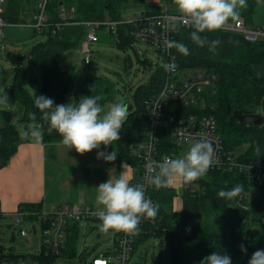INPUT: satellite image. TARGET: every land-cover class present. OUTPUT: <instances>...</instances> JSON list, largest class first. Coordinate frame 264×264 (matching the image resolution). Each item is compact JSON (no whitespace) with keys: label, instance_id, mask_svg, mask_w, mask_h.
Returning <instances> with one entry per match:
<instances>
[{"label":"trees","instance_id":"16d2710c","mask_svg":"<svg viewBox=\"0 0 264 264\" xmlns=\"http://www.w3.org/2000/svg\"><path fill=\"white\" fill-rule=\"evenodd\" d=\"M128 2L141 3L144 6L141 12L145 14L161 12V7L148 5L146 0H49L46 25L39 30L32 28L34 31H41L45 37L31 44L25 54L24 64L19 59L13 68L8 92L10 101L21 107L19 115L14 117V109L0 108V121L3 122L0 126V168L8 163L20 144L31 141V138L22 137L26 128L41 127L44 131L43 143L61 141L55 131H47L48 125L41 120L40 112L35 107V96L43 94L53 98L55 104H61L66 102L67 97L79 100L80 97L90 94L100 95L101 105L114 96L111 80L95 73L82 78L73 93H70L72 68L61 70L57 59L63 51L79 46L84 40L87 27L75 22L103 21L106 18L119 20L123 17L121 9ZM36 3L37 0H3L0 17L8 25L25 23L27 18L23 13L32 8L33 14ZM260 3H264V0H247V7L240 9V15L236 19H242L245 24L251 26V17ZM71 7L74 8L73 17L63 21L59 17L60 10ZM133 30L134 26L129 24L118 25L116 37L109 31L105 34L101 30L99 41H109L110 36L112 44L117 48H133ZM191 31V26L177 27L171 38L189 47L190 54L187 56L171 48L170 53L162 57L155 49L160 64L151 68V61L146 58L145 53L142 59L136 54V60L144 67L152 69V73L146 82L134 88L131 100L125 103L128 119L121 129L120 139L108 146L120 161L131 166L132 183H139L141 175V157L137 152L148 122L147 100L159 90L165 79L166 70L163 64L173 61L179 71L198 69L212 78L210 92L203 95L206 106L200 110V114L216 119L223 148L230 151L236 161L256 166L260 164L264 173V118L261 124L256 126L247 122L239 123L232 116L234 110H240L243 114L264 111V39L250 42L242 38V35L227 34L222 30L203 33L209 40L220 41L215 52H211L207 46L199 47L191 41ZM34 69L39 73V88L32 95L25 83L31 78ZM193 109H185L184 114L199 111ZM30 113L36 114L35 119L31 118ZM18 124L21 125V131ZM158 134V156L166 154L172 157L174 154H180L178 145L168 132L161 131ZM242 146L244 148L240 149ZM194 182L198 183L197 189L194 192L184 190L180 196L168 186L160 189L152 186L148 189L150 199L159 205V213L155 219L145 218L139 224L138 234L132 235V255L140 244L153 238L158 240L160 247L166 246L168 264H200L212 251L223 250L231 256L232 264H248L252 253L264 248V184L251 181L245 170L229 169L227 165L210 168L204 177ZM237 184L242 186V192L237 197L218 196L220 189H231ZM253 189L257 192L251 195L250 191ZM176 197L181 200L180 209L171 206ZM19 210L22 212V219L39 220L42 204L26 203L21 205ZM90 220L98 219L84 221ZM82 221H69L66 224L64 247L57 253L47 250L42 243L38 253L30 254L5 251L0 244V258L15 262L35 260L34 263L37 264H54L61 256L73 257L75 252L72 245ZM39 222L43 237V231L50 227V221L41 219ZM122 234L124 233L115 232L112 248L93 255L112 254L118 237ZM241 245L246 251L241 250ZM79 256L84 258L85 255L81 253ZM145 262L146 258L141 251L138 252L135 263ZM84 264L88 262L85 261Z\"/></svg>","mask_w":264,"mask_h":264},{"label":"clouds","instance_id":"9594fccd","mask_svg":"<svg viewBox=\"0 0 264 264\" xmlns=\"http://www.w3.org/2000/svg\"><path fill=\"white\" fill-rule=\"evenodd\" d=\"M178 11L191 25V41L199 47H208L215 52L219 40H209L203 33L220 30L229 19H236L240 9L247 7V0H175ZM175 31L177 26L171 25ZM166 46L175 48L184 56L190 54L189 47L179 41L167 40ZM166 71L176 68V63H164ZM100 95L82 96L79 100L55 104L54 99L46 95L34 97L35 107L40 112V118L46 122L49 133L55 131L61 138V144L66 150L74 149L83 154L92 150L97 158L112 161L116 158L114 151L99 150L101 145H112L120 139L121 129L128 119V111L123 103H114L104 110ZM0 102H8L3 89H0ZM35 119L36 114L30 113ZM22 137L31 138L35 144L43 143L44 131L41 127L26 128ZM182 144L181 140L177 141ZM215 150L211 141L206 138L191 142L186 150L163 161L150 160L146 164V183L155 189L167 187L174 179L191 183L204 177L214 163ZM131 174L121 173L112 176L95 186V202L98 208L97 216L101 221V230L105 233L123 232L136 235L142 219L155 217L159 213V205L145 194V183H132ZM242 192V186L237 184L231 189H220L221 198H235ZM80 203H83L81 199ZM241 250L246 251L243 245ZM200 264H232V258L224 250L212 251L205 256ZM248 264H264V248L257 249L248 259Z\"/></svg>","mask_w":264,"mask_h":264},{"label":"built area","instance_id":"2783aa9c","mask_svg":"<svg viewBox=\"0 0 264 264\" xmlns=\"http://www.w3.org/2000/svg\"><path fill=\"white\" fill-rule=\"evenodd\" d=\"M3 3V0H0ZM49 0H37L36 10L27 22V25L34 29H41L47 22V7ZM161 12L157 14H145L140 12L134 15L123 16L119 20H110L109 18L103 21H82L75 22L85 25L86 31L84 40L80 43V48L83 52L84 64H90L92 50L90 44L99 41V33L102 28L107 27L113 37L117 36V26L121 24H129L134 26L132 35L134 37V47L136 42L142 41L149 44L154 50L163 56L168 55L170 50L166 46V41L171 40L172 34L171 25L177 27H190L182 14L171 12L167 5L161 7ZM74 15V8H62L59 17L64 21L66 18H71ZM65 24L74 22H63ZM62 24V23H61ZM7 25V22L0 17V40L2 37V28ZM224 32L235 33L242 35L247 41L254 42L264 39V27L249 26L242 19L227 21L220 29ZM107 31V32H108ZM165 58V57H164ZM170 63V62H169ZM212 78H209L200 70H184L179 71L175 68L172 71H166L165 79L159 90L152 94L147 100L146 107L148 111V122L143 132V139L139 147L138 155L141 157V175L139 183H145V194L150 198L148 189L152 186L146 183L147 169L146 164L150 160L163 161L165 157L170 155L158 156L159 132H168L172 140L178 145L177 150H186L187 146L197 139L206 138L212 142L215 150L214 163L210 168L228 166L229 169L245 170L250 176L251 181L264 184V173L260 164L240 163L232 156L230 151L223 148L221 134L216 119L210 115L200 114V110L206 106L204 97L206 92L211 90ZM199 109L197 112L184 114L185 109ZM193 109V110H194ZM181 140L183 143L178 144ZM172 188L177 196H180L184 190L194 192L197 187V182L184 183L179 179H174L168 185ZM176 197L175 199H178ZM40 221L43 219L50 221V227L45 228L41 243L45 245L47 250L58 252L64 247L65 228L69 221H81L89 219H98V209L92 208L90 205L69 204L61 207H52L48 210H41ZM264 216V215H263ZM15 222L22 223V212L15 211L12 214ZM264 219V218H263ZM143 220V219H142ZM141 220V222H142ZM142 225V224H141ZM14 229V227H13ZM19 234L25 236V230L20 229ZM132 235H119L116 247L110 255H93L88 264H132ZM0 264H37L32 260L12 261L0 258Z\"/></svg>","mask_w":264,"mask_h":264},{"label":"rangeland","instance_id":"374dc122","mask_svg":"<svg viewBox=\"0 0 264 264\" xmlns=\"http://www.w3.org/2000/svg\"><path fill=\"white\" fill-rule=\"evenodd\" d=\"M148 5L155 7H162L167 5L171 12H177V6L175 0H146ZM158 5V6H157ZM144 6L141 3L125 4L121 13L123 16L134 15V13H140ZM251 26L264 27V3H260L256 6L250 21ZM102 31L107 34V27H104ZM17 31L14 37H11L8 41L3 37L0 41V71L4 69L5 63L2 61L16 62L15 60L26 62L25 53L29 50L31 44L43 39L45 35L41 31H34L29 28L27 35H19ZM108 40H101L96 43L90 44V48L93 51L90 59V64L86 65L83 61V52L79 46L71 47L63 51L57 59L58 66L61 70L72 68V82L70 84V93H73L77 83L86 75L97 74L103 75L111 80L114 85V96L107 100L103 105V109L107 110L110 105L114 103H125L131 100V94H133L134 88L140 83L146 82L152 73V69L144 67L140 62L136 60V54L142 59L145 53L146 58L150 59L151 68L160 64V60L157 58L156 52L149 44L138 41L135 47H128L126 50H121L114 46L111 42V38ZM15 56L17 58H15ZM128 58V59H127ZM129 63V64H128ZM7 73L11 77V71ZM6 77V76H4ZM2 77V78H4ZM3 80V79H2ZM0 78V89H3L8 98V102H0V108L14 109V117H17L18 110L13 107L9 97V85L11 78L7 83H3ZM39 73L36 69L31 72V78L26 80L25 86H27L32 95H34L39 88ZM65 103H68L71 97H67ZM3 124L0 121V126ZM21 131V125H17ZM244 146H242L243 149ZM239 149V150H240ZM183 151V149H180ZM256 190L250 191L251 195L256 194ZM100 220L82 221L79 224L77 236L75 242L72 245V250L75 252L73 257L62 256L56 259L54 264H84L85 261H89L93 254L106 252L109 248H112L113 235L115 232L105 233L101 230ZM14 227V229H13ZM26 231V236L19 234V230ZM42 229L39 220L23 219L22 223L15 222L11 217L0 218V241L6 249H12V252L29 254L31 250L37 252L41 245ZM146 258L144 264H168L167 248L165 245L160 247L157 239L150 238L144 243L140 244L136 252L131 257L132 264L138 258V252ZM84 254V258L79 255ZM87 253V254H86ZM34 262H36L34 260Z\"/></svg>","mask_w":264,"mask_h":264},{"label":"crops","instance_id":"0c3cea01","mask_svg":"<svg viewBox=\"0 0 264 264\" xmlns=\"http://www.w3.org/2000/svg\"><path fill=\"white\" fill-rule=\"evenodd\" d=\"M2 4L0 3V8ZM26 12L23 13L27 18L26 22L5 25L2 28L1 39L4 37L8 41L17 31L19 35H27L31 28L27 22L31 19L32 8ZM15 61V63L2 61L5 63L4 69L0 71L3 83H7L12 78L13 68L17 65V60ZM9 69L12 70L11 77L7 76ZM11 104L20 112L21 107L17 103L11 102ZM99 150L111 152L108 146L105 149L103 145ZM97 151L79 154L74 149L66 150L60 141L41 144L30 141L20 144L8 163L0 168L1 218L11 217L15 211H20L21 205L26 203H41L42 210L69 204L90 205L98 209L95 202V186L121 173L133 175V171L129 164L120 161L117 156L112 161L97 158ZM81 199L83 203H80ZM171 206L180 209V198L175 199ZM0 244L3 246L1 241ZM38 248L37 252L31 250L29 254L38 253L41 245ZM3 249L12 252L11 248L6 249L3 246Z\"/></svg>","mask_w":264,"mask_h":264},{"label":"water","instance_id":"95a60500","mask_svg":"<svg viewBox=\"0 0 264 264\" xmlns=\"http://www.w3.org/2000/svg\"><path fill=\"white\" fill-rule=\"evenodd\" d=\"M232 116L239 123L247 122L258 126L261 124L262 118H264V111L256 114H243L240 110H234Z\"/></svg>","mask_w":264,"mask_h":264},{"label":"bare ground","instance_id":"6f19581e","mask_svg":"<svg viewBox=\"0 0 264 264\" xmlns=\"http://www.w3.org/2000/svg\"><path fill=\"white\" fill-rule=\"evenodd\" d=\"M206 98V97H205ZM128 109V108H127ZM146 110V109H145ZM147 115V114H146ZM169 150V149H168Z\"/></svg>","mask_w":264,"mask_h":264}]
</instances>
